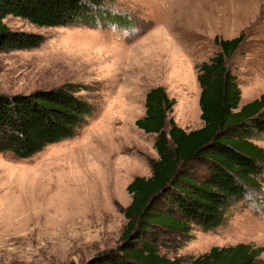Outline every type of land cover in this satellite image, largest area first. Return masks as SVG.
I'll return each mask as SVG.
<instances>
[{
  "label": "rangeland",
  "instance_id": "obj_1",
  "mask_svg": "<svg viewBox=\"0 0 264 264\" xmlns=\"http://www.w3.org/2000/svg\"><path fill=\"white\" fill-rule=\"evenodd\" d=\"M111 1L129 25L48 28L4 21L11 31L41 35L44 42L0 52V93L78 84L85 89L77 95L92 114L74 137L31 158L0 154V264H84L117 246L126 223L122 209L130 202L126 187L135 177H149L150 161L158 158L155 136L135 126L145 94L164 88L175 102L177 126L200 128L197 68L219 51L214 37L244 35L227 62L240 106L264 95V0ZM255 143L264 148V137ZM251 198L232 207L216 229L193 227L189 241L167 256L188 261L240 243L264 248V187L262 202Z\"/></svg>",
  "mask_w": 264,
  "mask_h": 264
},
{
  "label": "trees",
  "instance_id": "obj_2",
  "mask_svg": "<svg viewBox=\"0 0 264 264\" xmlns=\"http://www.w3.org/2000/svg\"><path fill=\"white\" fill-rule=\"evenodd\" d=\"M111 0H0V52L36 49L41 35L13 32L7 17L39 27H98L130 24ZM243 34L214 37L219 51L197 68L202 126L185 131L171 117L173 99L158 86L144 97L137 129L155 136L158 155L151 175L126 187V223L115 248L84 264H264V248L251 244L212 247L188 261L170 259L191 238L193 227L207 232L221 226L228 211L247 199L260 200L264 187V95L240 106L236 77L227 67ZM84 86L65 83L27 95L0 93V154L28 159L46 147L74 137L92 107L77 94ZM256 199V200H255ZM262 202V201H261ZM162 251H165L162 253Z\"/></svg>",
  "mask_w": 264,
  "mask_h": 264
}]
</instances>
